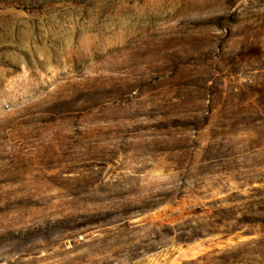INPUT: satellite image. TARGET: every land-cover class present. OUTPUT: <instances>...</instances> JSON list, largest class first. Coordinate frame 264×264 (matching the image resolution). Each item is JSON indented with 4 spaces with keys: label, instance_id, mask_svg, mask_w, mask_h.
I'll use <instances>...</instances> for the list:
<instances>
[{
    "label": "rangeland",
    "instance_id": "obj_1",
    "mask_svg": "<svg viewBox=\"0 0 264 264\" xmlns=\"http://www.w3.org/2000/svg\"><path fill=\"white\" fill-rule=\"evenodd\" d=\"M262 215L264 0H0V264H264Z\"/></svg>",
    "mask_w": 264,
    "mask_h": 264
},
{
    "label": "trees",
    "instance_id": "obj_2",
    "mask_svg": "<svg viewBox=\"0 0 264 264\" xmlns=\"http://www.w3.org/2000/svg\"><path fill=\"white\" fill-rule=\"evenodd\" d=\"M263 211V210H260ZM250 213H253L252 211ZM253 223H258L259 225H264V216H257L255 218L252 219ZM264 233V232H263Z\"/></svg>",
    "mask_w": 264,
    "mask_h": 264
}]
</instances>
